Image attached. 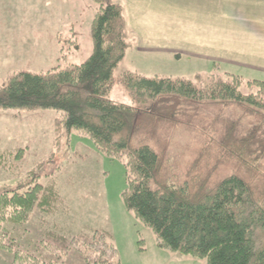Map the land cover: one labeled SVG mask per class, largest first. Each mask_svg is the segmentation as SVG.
I'll return each instance as SVG.
<instances>
[{
  "label": "trees",
  "instance_id": "trees-1",
  "mask_svg": "<svg viewBox=\"0 0 264 264\" xmlns=\"http://www.w3.org/2000/svg\"><path fill=\"white\" fill-rule=\"evenodd\" d=\"M94 1L92 53L80 63L10 73L0 83V106L56 108L57 140L77 131L100 152L123 159L124 202L153 230L158 247L206 264H264V80L230 72L192 80L126 71L118 80L138 104L114 101L109 92L129 26L122 3ZM181 128L197 136L187 145L190 154L169 150ZM12 152L0 148L1 169L11 167ZM37 172L0 190V250L12 254L13 264H65L53 246L79 243L88 264H121L107 230L49 229L42 243L55 255L50 259L18 241L11 226L36 210L67 212L57 182L42 184Z\"/></svg>",
  "mask_w": 264,
  "mask_h": 264
},
{
  "label": "rangeland",
  "instance_id": "rangeland-1",
  "mask_svg": "<svg viewBox=\"0 0 264 264\" xmlns=\"http://www.w3.org/2000/svg\"><path fill=\"white\" fill-rule=\"evenodd\" d=\"M207 1L212 3L210 8L223 2ZM96 7L94 0H0V83L10 73L25 68L39 70L58 63L83 62L94 49L92 20ZM206 12L215 15L214 11ZM225 14L237 19L235 27L197 29L168 23L171 27L166 28L160 18L141 17L143 24H160L166 30L143 28L149 34L140 39L128 29L127 50L115 70L109 97L138 104L130 86L118 80L126 71L192 80L230 72L247 80H264V41L256 35L264 32V13ZM248 18L252 21L246 22ZM171 31L176 34L173 38L170 34L161 38L162 32ZM166 40L168 45H164ZM58 115L56 108L0 106V148L13 151L11 167L0 168V190L17 187L27 172L36 169L42 184L57 182L68 203L67 212L42 214L36 210L26 223L11 226L18 241L46 259L57 255L65 264H88L82 244H71V249L64 244L53 246L54 255L46 250L42 238L49 229L59 228L61 233L72 235L98 228L109 231L107 239L116 247L121 264H206L204 258L157 246L153 230L124 202V160L100 152L90 138L77 131L70 138L64 135L57 140L54 120ZM193 138L197 139L193 132L178 129L169 150L190 154L194 149L188 151L187 145H195ZM19 147L25 149L15 158ZM12 259V254L0 250V264H13Z\"/></svg>",
  "mask_w": 264,
  "mask_h": 264
},
{
  "label": "crops",
  "instance_id": "crops-1",
  "mask_svg": "<svg viewBox=\"0 0 264 264\" xmlns=\"http://www.w3.org/2000/svg\"><path fill=\"white\" fill-rule=\"evenodd\" d=\"M112 2H120L124 5L125 16L127 18V24L129 29L133 31L134 35H138L140 39L144 38L147 34V31H144L143 28H157L160 27V24H143L141 17H150L154 19L155 17L162 19L165 22V27L167 24L171 23L176 26H181L182 28H192L197 29L208 27V28H218L222 29L226 26L233 27L236 25L235 17L231 14L237 11H246V12H263L264 13V0H223L220 4H215L214 8H210L212 3L207 0H111ZM202 11V16H201ZM206 11H214L215 15H209ZM131 15L134 19L131 18ZM227 16V17H226ZM221 17V18H220ZM226 17L230 19V24L225 22L221 23V19ZM247 21H252V18H248ZM140 21V23L138 22ZM229 21V20H228ZM248 25V24H247ZM253 25V24H250ZM175 26V25H174ZM249 26V25H248ZM255 26V25H254ZM264 26V20H263ZM171 27V26H169ZM168 27V28H169ZM235 27V26H234ZM256 27V26H255ZM161 28V27H160ZM162 30H166L161 28ZM165 33L162 32L161 38L169 37L173 38L174 33ZM256 34L258 37H261L264 41V32H259ZM168 34V35H167ZM175 40V39H174ZM169 42L166 40L164 45H168ZM167 50V48L165 49ZM175 256V255H174ZM182 258V257H180Z\"/></svg>",
  "mask_w": 264,
  "mask_h": 264
}]
</instances>
